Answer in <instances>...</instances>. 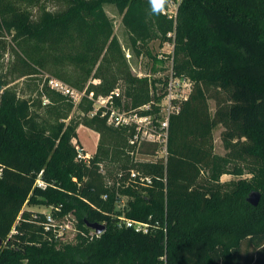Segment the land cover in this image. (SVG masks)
Returning a JSON list of instances; mask_svg holds the SVG:
<instances>
[{"label": "trees", "instance_id": "obj_1", "mask_svg": "<svg viewBox=\"0 0 264 264\" xmlns=\"http://www.w3.org/2000/svg\"><path fill=\"white\" fill-rule=\"evenodd\" d=\"M49 1L0 0V48L8 47V37L34 38L73 59L83 71L75 84L100 78L89 87L96 95L110 94L123 79L125 107L161 100L162 92L150 93L148 78L120 65L123 53L103 6L109 3L124 13L138 52L154 39L170 40L176 29L173 69L193 86L170 117L167 156L119 162L120 180L132 169L152 178L144 191L109 184L101 164L113 160L110 150L78 156L72 140L80 124L98 131L100 143L103 136L124 140L125 128L110 126L103 108L90 114L92 100L79 102L84 115L66 122L74 102L50 87L44 112L41 100L1 95L0 264H264V0H180L175 18L163 9L178 0H76L62 13L50 11ZM218 124L223 155L214 150ZM158 150L152 142L141 148ZM112 151L119 157L122 150ZM224 173L239 178L221 182ZM253 190L261 192L256 206L247 200ZM121 194L132 198L119 208ZM41 202L54 205L55 217H75V241L60 243L45 229L46 213L25 208ZM123 214L148 230L120 225ZM95 222L106 226L102 233L89 226Z\"/></svg>", "mask_w": 264, "mask_h": 264}, {"label": "rangeland", "instance_id": "obj_2", "mask_svg": "<svg viewBox=\"0 0 264 264\" xmlns=\"http://www.w3.org/2000/svg\"><path fill=\"white\" fill-rule=\"evenodd\" d=\"M86 1L94 2L95 0ZM75 2L76 0H50L48 3V9L55 13H62L71 8ZM179 2L180 0L170 1L167 7L163 10H165L168 15L173 14L175 16V14H177ZM103 6L113 25V36L118 40L121 52L123 53V56H121V60L119 61L120 65H124L130 69L132 74L138 77L148 78L151 94L155 93V90H157L158 94L162 92L164 95L166 82L169 78L172 64L170 52H172L173 49L171 44L168 40L161 41L160 39H154L149 42L147 47L148 51L146 48L145 50L138 52L137 48L132 45L128 30L124 25V13L114 4L105 3ZM34 11L36 15L40 14L38 9H35ZM168 36L171 38L170 41L172 42L176 36V29H174V31L171 32V35ZM7 40L9 42L8 47L6 49L0 48V103L1 95L3 94L15 96L16 98H30L31 101L34 102H39V100H41L42 107L40 108V112H44L45 107L50 103V98L46 93V87H50L48 83L49 78H57L78 90L88 92L91 85L101 83L100 78H94L90 75L85 80L79 82V84H75L74 80L77 78L80 79L83 76V71L76 65L73 59L63 56L62 54L64 53L56 52L46 43L38 42L34 38H25L16 42L11 40V37H8ZM67 51H70L72 54L76 53L74 48H67ZM161 54L164 56L161 57ZM154 56H157L162 62L155 63ZM113 70L118 72L119 68L115 66L113 67ZM60 75L68 76L71 80L69 81ZM126 86L127 82L120 79L118 83V88L120 89V96L118 97H120V102L117 103L115 100L119 107L125 106L127 101H129V98L126 95ZM100 95L102 94H95V97ZM158 102H160V100H154V103L143 104L151 106V110L148 111V113H151V116L158 112ZM209 103L211 112L214 113L216 110V100L210 98ZM78 104V102H74V107L71 111L70 117L66 119V122H68L71 117L79 118L84 115V113L77 108ZM143 111L141 110V112ZM223 130L224 126L218 124L213 132L214 150L219 155L226 153L222 140ZM130 132V130L125 129V132L123 133V141H121V136L116 137V139L110 138L109 136H103V140L100 143V133L98 131L84 124H80L77 128L78 137L73 138L72 142L77 149H81L83 154H86L89 157L94 155L98 149L110 150L111 153L109 154V157H112L113 160L110 159L101 164V168L105 173L109 184H112L117 180L116 185L121 189L130 187L144 191L143 187H147L146 185L139 184L129 178L127 180L119 179V175H121L119 162H136L142 160L155 161L161 156V152H158L156 155L142 152V145H132L130 143ZM116 146H119L120 150H122L118 154L119 157H113L112 149ZM94 148L95 151L93 153L90 152ZM116 158L119 161L116 160ZM243 177H250V175L245 172ZM238 178L239 176L224 173L221 175L220 181L225 182ZM131 198L130 194H121L118 200V207L122 208ZM53 207V204L44 202L35 205H25V208L43 211L47 214L52 212ZM121 216H124V214ZM55 222L65 226L64 235L58 238L60 243L75 241L78 229L74 216L67 214L63 217H56Z\"/></svg>", "mask_w": 264, "mask_h": 264}, {"label": "built area", "instance_id": "obj_3", "mask_svg": "<svg viewBox=\"0 0 264 264\" xmlns=\"http://www.w3.org/2000/svg\"><path fill=\"white\" fill-rule=\"evenodd\" d=\"M164 13H167L163 10ZM171 18H175L173 14L168 15ZM171 35V32L168 33ZM172 46L171 53V70L169 78L166 82V89L160 102H158V112L151 116L148 113L151 110L150 105H142L136 108H127L125 106H118L115 102V98L120 96V89L117 87L109 95L95 97L94 91H81L57 78H49V86L67 96L73 102H81L84 97L93 101L94 110L91 114L95 113L100 108H103L101 115L107 116V123L115 128H125L130 130V143L132 145L140 144L144 142L156 143L159 146L158 152H161V156L166 157L168 153V137H169V123L172 114L176 113L180 109L181 103L188 99L193 83L191 79L185 75H177L173 69L174 60V47L175 41L168 40ZM164 55L161 54V57ZM144 109V111H143ZM141 110L143 112H141ZM79 157L88 159L89 156L83 154L81 149H78ZM131 180L138 182L142 185H151L152 178L148 175L141 174L138 170L132 169L130 172ZM38 184L43 186L44 182L38 180ZM125 205V204H124ZM59 209V208H57ZM55 216L51 213H46L45 229L54 233L55 238H60L64 235L65 226L55 222ZM119 224H125L126 226L134 227L137 231L148 230V224L144 222H138L126 218L125 216H119Z\"/></svg>", "mask_w": 264, "mask_h": 264}, {"label": "water", "instance_id": "obj_4", "mask_svg": "<svg viewBox=\"0 0 264 264\" xmlns=\"http://www.w3.org/2000/svg\"><path fill=\"white\" fill-rule=\"evenodd\" d=\"M261 199V192L259 190H253L249 193L247 200L254 206L258 205ZM89 226L97 233H102L106 226L103 223L95 222L89 224ZM4 241L0 238V249L2 248Z\"/></svg>", "mask_w": 264, "mask_h": 264}, {"label": "crops", "instance_id": "obj_5", "mask_svg": "<svg viewBox=\"0 0 264 264\" xmlns=\"http://www.w3.org/2000/svg\"><path fill=\"white\" fill-rule=\"evenodd\" d=\"M95 148H96V146H95ZM95 148H94L92 151H90V152H92V153H93V152L95 151Z\"/></svg>", "mask_w": 264, "mask_h": 264}]
</instances>
